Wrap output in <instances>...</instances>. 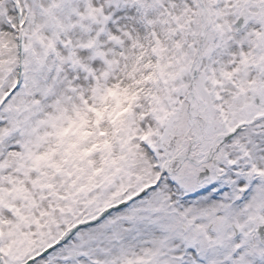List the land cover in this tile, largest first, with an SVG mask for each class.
Here are the masks:
<instances>
[{"label":"snow or ice","instance_id":"obj_1","mask_svg":"<svg viewBox=\"0 0 264 264\" xmlns=\"http://www.w3.org/2000/svg\"><path fill=\"white\" fill-rule=\"evenodd\" d=\"M0 264H264V0H0Z\"/></svg>","mask_w":264,"mask_h":264}]
</instances>
